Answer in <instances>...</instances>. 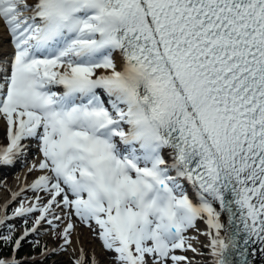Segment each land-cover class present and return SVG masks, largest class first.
<instances>
[{
    "label": "snow or ice",
    "instance_id": "obj_1",
    "mask_svg": "<svg viewBox=\"0 0 264 264\" xmlns=\"http://www.w3.org/2000/svg\"><path fill=\"white\" fill-rule=\"evenodd\" d=\"M0 25V170L36 154L0 264L78 224L111 264H264V0H0Z\"/></svg>",
    "mask_w": 264,
    "mask_h": 264
},
{
    "label": "bare ground",
    "instance_id": "obj_2",
    "mask_svg": "<svg viewBox=\"0 0 264 264\" xmlns=\"http://www.w3.org/2000/svg\"><path fill=\"white\" fill-rule=\"evenodd\" d=\"M6 33L3 29V26L0 25V51H4L6 44L4 43L6 41ZM4 132V125L3 122L0 121V137H2ZM35 152H33V155ZM32 155V156H33ZM32 156L29 157L28 165L31 164L33 160L36 158H32ZM28 165H17L14 168L4 169L0 170V205H3L8 199H10V193L13 191H17L22 184L24 183H30L34 177L35 173L28 174L27 173V167ZM21 166V168L19 167ZM26 195L31 196L32 193H26ZM75 222V221H74ZM19 227V225H17ZM201 229L204 228L203 226H200ZM73 245L72 247L75 248H81L83 247L86 249L87 247L93 250V252L96 254V256H99L102 252V244L101 242L94 236L92 237L87 230L86 227L83 225L77 226L76 230L73 232ZM51 241H53V236L50 235ZM202 243H207L206 238L203 236L200 237ZM50 241V242H51ZM78 241V243H77ZM199 247V245H197ZM201 252L205 253V257L207 259V249L201 248ZM193 255L192 253H190ZM73 254L69 255V258L72 259ZM256 264H261V261L257 259Z\"/></svg>",
    "mask_w": 264,
    "mask_h": 264
},
{
    "label": "rangeland",
    "instance_id": "obj_3",
    "mask_svg": "<svg viewBox=\"0 0 264 264\" xmlns=\"http://www.w3.org/2000/svg\"><path fill=\"white\" fill-rule=\"evenodd\" d=\"M14 207H15V205H14ZM62 227V226H61ZM85 227V226H84ZM87 228V227H86ZM87 230H88V228H87ZM89 231V230H88ZM89 233H90V235L92 236V237H94L95 235L91 232V231H89ZM41 236H42V238L43 237H45V241H46V243H45V245H47V246H49L50 248H53V247H57L60 243H61V241L59 240V238H58V240L57 241H54L52 244H51V242H50V235H48V234H44V235H46V236H44L43 235V232L40 234ZM52 236V235H51ZM72 239H73V237H72ZM27 246V245H26ZM28 248H29V246H27V250H28ZM73 248V247H72ZM72 248H69L68 249V251L65 253V252H61V253H59L58 255H54L53 256V258L51 259V263L50 264H53V261H55L56 262V264H66L69 260V262H71V259L69 258V255H72L73 254V252H72ZM77 250H79V248H77V247H75ZM37 249H39V248H37ZM86 251H88L90 254L91 253H94L93 252V250H91L90 248H86L85 249ZM26 257L27 256H29V254H27V255H25ZM98 258H99V260H100V264H111V255L109 254V253H106L104 250H103V252L99 255V256H97ZM196 262H197V264H200V262L201 261H203V260H206V258L205 257H202V256H198V257H196V259H194Z\"/></svg>",
    "mask_w": 264,
    "mask_h": 264
},
{
    "label": "trees",
    "instance_id": "obj_4",
    "mask_svg": "<svg viewBox=\"0 0 264 264\" xmlns=\"http://www.w3.org/2000/svg\"><path fill=\"white\" fill-rule=\"evenodd\" d=\"M26 243H27V244H26L27 246H30V245H31V244L28 243V242H26ZM27 246H25L24 249H26ZM0 247L2 248V250L4 251V253L8 251V248H4L2 244H0ZM37 248H38V247H36L34 250H37ZM34 250H30V252H31V251H34ZM44 264H47V262H46V263L44 262Z\"/></svg>",
    "mask_w": 264,
    "mask_h": 264
}]
</instances>
